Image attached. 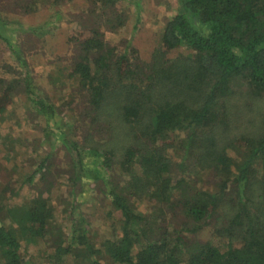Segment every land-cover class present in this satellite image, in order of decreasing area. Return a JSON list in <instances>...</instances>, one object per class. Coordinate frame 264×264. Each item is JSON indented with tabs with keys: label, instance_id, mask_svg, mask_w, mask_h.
<instances>
[{
	"label": "trees",
	"instance_id": "obj_1",
	"mask_svg": "<svg viewBox=\"0 0 264 264\" xmlns=\"http://www.w3.org/2000/svg\"><path fill=\"white\" fill-rule=\"evenodd\" d=\"M64 1L0 3V42L20 67L0 72V122L26 93L65 153L62 163L51 153L39 160L21 182L28 195L10 181L0 188V264H33L21 249L35 244L45 264H264V125L228 135L235 89L264 101V0H173L147 54L108 40L128 21L117 0H91L51 60L65 80L56 76L48 92L33 78L23 35L2 30L12 23L2 11ZM83 202L93 212L76 217ZM214 224L225 247L199 238Z\"/></svg>",
	"mask_w": 264,
	"mask_h": 264
},
{
	"label": "rangeland",
	"instance_id": "obj_2",
	"mask_svg": "<svg viewBox=\"0 0 264 264\" xmlns=\"http://www.w3.org/2000/svg\"><path fill=\"white\" fill-rule=\"evenodd\" d=\"M5 1L7 0H0V3ZM117 1L118 7L126 9L128 21L126 26L121 29V32L107 35L108 40L112 43L127 40L142 54L149 53L153 44L149 40L150 36L156 33L162 25L163 20L170 18L176 12V3L173 0H135L138 1L137 5H135L131 0ZM61 5L60 2L48 4L47 8L44 6L37 12L27 15L13 14L8 12L6 8L2 11L10 18L8 21L12 22L2 30L7 35L11 33H15L17 36L23 35L19 40L22 41L27 59L35 72H32L34 73L33 78L43 83L42 88H45L48 92H55L56 87L58 89L60 79H56V76L65 80L64 75L62 76L59 72L53 75L54 72L52 70H54L55 66H53L54 63L51 60L58 54L65 53L64 48L61 46V41L67 35L66 33L73 29V19L82 15L80 11L86 10L85 12H88L91 0H69V2L65 0ZM49 6L52 7L50 8ZM59 8L62 16L56 19L53 16V11H58ZM49 21H52V23L49 24ZM135 21L138 24L136 29L133 27ZM25 31H31L36 35L38 34V36L41 34L42 37L40 36V39H33L31 36L25 37L28 34L31 35L29 32L25 35ZM180 51L183 52L182 49L176 50L171 55L175 56ZM6 65H14V67L20 69L15 59L6 50L4 43L0 42V72L6 76H11L6 72ZM48 75H50L49 78ZM35 90L38 92L43 91L41 87H35ZM26 95L23 92L16 95L12 105L6 111L3 121L0 122V135H10V139L8 140L0 137V188L6 185L5 182L10 181L14 186L20 188V197H24L31 192L32 186L30 187L29 184L22 185L21 182L36 169L42 157L51 153L56 161L62 163L65 155L60 145L61 143L55 139L56 133L53 132L54 134H52L50 132V128L44 119L35 116L32 106L34 104L30 96ZM230 100L228 104L230 113L228 135L231 137L242 133L251 136L258 135L264 125V101L254 98L246 91V87L244 86L235 89L234 95ZM67 120L65 117L62 121L68 124ZM44 131H47V134ZM38 173L35 172L34 181L37 180ZM62 186L60 185L59 187L62 188ZM55 203L59 210L55 215L57 226L62 231H65L69 225L67 224V213L61 211V208L65 207V203H62L60 197L55 200ZM90 203H81L75 212L76 217L80 213L87 214L90 211L93 212L90 208ZM94 211L98 216L96 207ZM220 222L222 221L220 220L217 223L219 224ZM93 224L100 227L101 231L105 225L100 219L94 220ZM214 228H216L215 224L206 226L200 233L199 238L209 239L217 246L225 247V236L216 233ZM21 250L27 262L45 264L47 261L44 257L40 256L45 250L40 244L27 247L23 245ZM100 262L102 263V260Z\"/></svg>",
	"mask_w": 264,
	"mask_h": 264
}]
</instances>
